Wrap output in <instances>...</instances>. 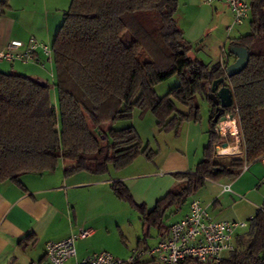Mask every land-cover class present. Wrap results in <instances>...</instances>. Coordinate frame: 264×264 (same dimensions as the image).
I'll use <instances>...</instances> for the list:
<instances>
[{"label":"trees","instance_id":"obj_1","mask_svg":"<svg viewBox=\"0 0 264 264\" xmlns=\"http://www.w3.org/2000/svg\"><path fill=\"white\" fill-rule=\"evenodd\" d=\"M250 6L249 32L229 44L245 48L248 62L226 79L220 63L209 67L190 56L192 47L175 20L177 0H71L51 41L57 108L48 86L0 71V182L19 184L22 175L54 172L60 162L64 176L71 177L108 175L139 156L150 159L152 151L131 126L100 127L131 120L137 111L139 117L151 114L159 133L178 136L180 126L200 121L197 99L210 106L208 142L194 171L177 175L186 183L167 191L149 213L136 206L123 183L112 181L111 194L159 226L167 209L181 207L206 181L238 177L245 165L264 158V0H251ZM8 8L0 1V16ZM173 76L177 85L158 96L154 88ZM220 78L237 111L243 159L213 158L221 138L213 131L207 86ZM248 227L235 239L239 248L220 264H264V202Z\"/></svg>","mask_w":264,"mask_h":264},{"label":"crops","instance_id":"obj_2","mask_svg":"<svg viewBox=\"0 0 264 264\" xmlns=\"http://www.w3.org/2000/svg\"><path fill=\"white\" fill-rule=\"evenodd\" d=\"M0 1H6L9 6L0 16L2 49L10 41L26 43L30 39L51 46L71 0ZM204 1L177 0L176 24L192 47V58L209 67L220 61L229 65L235 61V57L228 53L230 41L247 35L249 29L240 34L242 27L234 26L228 33L227 28L233 20L228 7L219 1L211 5ZM249 19L246 20L248 24ZM38 57L39 64H22L27 67L23 73L12 66L10 73L45 82L51 91L54 83L52 60L46 61L42 55ZM44 72L52 78L51 85L45 80ZM197 100L209 114V104ZM176 106L181 114L186 115V108L177 103ZM146 116L140 120L148 124ZM149 122V130L156 132L155 122ZM203 124L190 121L180 126L178 136L157 131L164 139L157 141L155 149L149 148L153 156L150 159L139 156L119 172L111 171L108 175L79 172L65 177V164L60 162L54 172L22 175L19 184L0 182V264H43L46 243L62 241L85 228L87 213H82L80 207L84 206L89 212L95 205L110 199L109 196L114 197L110 190L112 181L123 183L136 206H144L151 212L167 191L181 186L182 179L177 175L192 173L202 160V150L208 142V130ZM237 153L238 158H244L242 143ZM244 167L238 177L206 181L196 193L193 199L201 203L211 219L245 222L261 208L264 202V158ZM224 187L229 190L225 191ZM174 212L179 215L172 224L186 215L188 207L175 208ZM167 229L160 233L159 240L166 236Z\"/></svg>","mask_w":264,"mask_h":264},{"label":"built area","instance_id":"obj_3","mask_svg":"<svg viewBox=\"0 0 264 264\" xmlns=\"http://www.w3.org/2000/svg\"><path fill=\"white\" fill-rule=\"evenodd\" d=\"M219 1L224 3L232 14V24L227 28L230 33L234 26H240L249 19L251 14L250 0H205L206 5ZM51 46L30 39L26 43L10 41L0 49V62L8 64H39V55L46 61L52 60ZM225 69L226 64L220 61ZM222 119L214 124V133L224 140L217 146L216 156H226L229 149L226 138L233 143L231 150L240 147L242 137L237 111L228 108L222 110ZM225 145V146H223ZM221 152V153H220ZM245 168V167H244ZM229 190L227 187L223 188ZM206 209L198 200L188 202V212L174 222L166 236L153 247L134 250L126 260L112 258L108 252L94 253L80 261L75 260V242L93 236V229L81 228L75 235L59 242H48L44 247L43 264H65L73 259L74 264H184L186 261H196L199 264H220L229 252L235 251L236 231L246 228V222H229L213 220L207 215Z\"/></svg>","mask_w":264,"mask_h":264},{"label":"rangeland","instance_id":"obj_4","mask_svg":"<svg viewBox=\"0 0 264 264\" xmlns=\"http://www.w3.org/2000/svg\"><path fill=\"white\" fill-rule=\"evenodd\" d=\"M247 21L240 25L241 33L245 34V32H248ZM237 26V27H240ZM20 62H17L13 65L8 64L6 62H0V71L5 73H10L13 69L17 70L19 73H23L24 70H26V66H21ZM53 68V78L55 79V72L54 67ZM18 73V74H19ZM45 80L48 81V83L52 84V78L49 76V73L44 72ZM53 79V80H54ZM178 83L176 76L171 77L170 79L158 84L154 89L158 96H163L168 92L169 89L176 86ZM51 101L53 106L57 108V97L56 93L54 92V89L51 90ZM200 104V102H199ZM200 106V116L201 119L199 122L204 123L203 125L207 127V130L209 129V114L207 113L205 106ZM137 111L132 114V119L128 121H117L113 124H103L100 128L102 131H107L108 128L112 129H121L126 127H132L134 129L139 137L140 141L142 142L143 146H147L149 144V148L152 149L156 148L157 141L164 139L163 135H160L157 131L151 132L147 125H149V121L155 122L153 116L151 114H146L147 116L145 119H147L146 123L142 122L140 119H144V117L139 118V115H137ZM133 123L135 124V127L139 126L137 129L133 128ZM142 128V129H141ZM172 133V132H171ZM226 141L229 144V147L232 149L233 143L230 139L226 138ZM224 140H219L217 143V146L224 144ZM169 143H167V146ZM237 148L234 150H231L230 148L227 149L229 153H227L226 156H216L214 153L213 158L216 160H222L227 161L231 159H237V152L239 151V146L236 145ZM240 159V158H239ZM185 180L182 179V184L184 185ZM175 190V189H174ZM112 195V194H111ZM196 194L189 197L188 200L181 205L180 208L185 209L188 207V202L192 200L193 198H196ZM110 199L105 200L104 202L95 205L96 207H92V209L88 212L84 208V206L80 207L82 213L86 214V227H90L94 230V236L89 239L85 240H77L75 242V251H76V258L77 260H80L82 258H87L88 256H91L94 253H100V252H108L112 255V258H117L120 260H126L127 257H129L134 250H137L139 248H146V247H153L156 245V242H158L160 238V233L165 231L172 222L177 219L178 213L174 212L173 208L167 209L165 215L163 216L162 222L159 226H154L150 224V222L144 220L143 214L140 213L137 208H134L133 206H130V204L126 202H121L117 199H115L113 196H109ZM146 213H149L146 211ZM247 223L246 228L238 229L236 234L237 235H243V233H247L249 230V220L245 221ZM74 234V233H73ZM244 234V235H245ZM235 247L237 249L239 248L235 242ZM227 257V255H226ZM74 260H69L66 264H73Z\"/></svg>","mask_w":264,"mask_h":264},{"label":"water","instance_id":"obj_5","mask_svg":"<svg viewBox=\"0 0 264 264\" xmlns=\"http://www.w3.org/2000/svg\"><path fill=\"white\" fill-rule=\"evenodd\" d=\"M228 53L234 58V62L226 65L224 69L225 78L229 79L239 74L242 71L248 62L249 55L245 48L229 46ZM38 83L41 86H47L45 82L33 81ZM208 100H210L214 106L215 116L212 120L213 123H216L218 120H221L220 113L218 111L231 108L233 106V99L229 87L225 86V79L220 78L214 80L208 86L207 92ZM225 146V145H223Z\"/></svg>","mask_w":264,"mask_h":264},{"label":"flooded vegetation","instance_id":"obj_6","mask_svg":"<svg viewBox=\"0 0 264 264\" xmlns=\"http://www.w3.org/2000/svg\"><path fill=\"white\" fill-rule=\"evenodd\" d=\"M218 112L220 113V117H221V116L223 115V114H222V113H223L222 110H220V111H218ZM214 113H215V112H214Z\"/></svg>","mask_w":264,"mask_h":264},{"label":"bare ground","instance_id":"obj_7","mask_svg":"<svg viewBox=\"0 0 264 264\" xmlns=\"http://www.w3.org/2000/svg\"><path fill=\"white\" fill-rule=\"evenodd\" d=\"M225 151H226L227 153H229L228 150H225ZM220 153H221V152H220Z\"/></svg>","mask_w":264,"mask_h":264}]
</instances>
